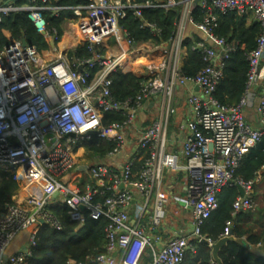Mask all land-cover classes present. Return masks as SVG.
Instances as JSON below:
<instances>
[{"label": "built area", "instance_id": "1", "mask_svg": "<svg viewBox=\"0 0 264 264\" xmlns=\"http://www.w3.org/2000/svg\"><path fill=\"white\" fill-rule=\"evenodd\" d=\"M61 1L0 0V23L12 13H27L49 50L57 53L46 60V50L40 51L36 43L24 45L19 38H12L0 49V176L18 182L13 203L0 214V264L30 263L44 225L41 220L56 227L60 224L48 209L56 198L69 206L74 221L84 222V213L108 219L106 252L89 263L69 259L67 264H143L149 249V264H184L187 251H195L185 235L176 234L156 248L146 233L149 226L159 228L167 216L170 198L163 192L166 170H186L184 207L192 215V235L207 239L209 245L214 242L202 234V227L219 208V193L224 188L241 186L245 195L235 199L232 218L226 221L221 238L231 234L240 212L258 206L252 197L255 179L236 177V171L264 137V0H92L76 7ZM158 8L177 11L174 35L159 46L166 58L146 64V79L139 92L118 100L112 93V75L133 66L134 54L143 49L121 21L132 15L142 30L160 36L159 24L144 16V10ZM197 8L202 13L200 20L194 15ZM45 12H51L55 19L66 13L65 20L77 22L70 29L77 31L78 39L63 49L65 31L60 34L56 27L49 28ZM229 13L250 16L262 28L257 47L246 53L249 72L245 94L237 105L223 104L215 96L224 78L225 60L239 48L213 33L220 15ZM190 25L205 35L192 46L205 63L194 76L183 71ZM121 36L126 42L124 50L116 54L104 51L110 38ZM148 41L152 39L144 42ZM83 46L91 56H69V51ZM187 84L198 87L199 93L193 91L188 98L192 118L188 123L190 136L183 147L187 162L181 166L179 156L167 150V132L176 112L175 93ZM155 98L159 114L141 133L137 150L120 172L100 161L92 165L83 162L85 153L79 151L86 148L81 142L93 137L115 144L107 157H117L131 147L129 131L144 104ZM254 99H258L259 129L246 117ZM106 113L121 114L124 119L106 124ZM92 131L100 132L94 136ZM136 161L143 162L138 172H134ZM81 165H88L91 181L73 184L71 171L82 172L78 171ZM22 232L28 234L26 242L10 251Z\"/></svg>", "mask_w": 264, "mask_h": 264}, {"label": "trees", "instance_id": "2", "mask_svg": "<svg viewBox=\"0 0 264 264\" xmlns=\"http://www.w3.org/2000/svg\"><path fill=\"white\" fill-rule=\"evenodd\" d=\"M91 1L62 0L61 4L76 7L88 5ZM65 14L63 13L60 19H55L51 16V12H45L44 16L49 23V28L56 27L62 34ZM194 15L199 20L202 17V13L199 12L198 8L195 9ZM144 16L148 20L158 23L162 28V33L160 36L150 35V33L140 28L139 20L132 15L121 21V24L131 32L137 44L152 39L156 46L147 47L135 53L133 66L119 70L112 75V93L118 100L133 97L139 92L141 84L146 79L143 74L145 65L151 62L157 63L166 58V54L159 46L161 43L169 41L176 29V9L170 11L159 8L146 9L144 10ZM261 31L260 23L250 16H240L235 13L220 15L219 23L217 27L213 28V33L239 45V48L225 60L224 78L220 81L215 93L216 98L221 103L237 105L244 96L249 72L246 53L257 47V39ZM12 38H26L28 42L36 43L40 51L49 50L43 36L37 33L34 25L28 19L27 13L24 12L12 13L0 23V49L9 43ZM198 39L197 36H187L185 39L187 56L183 71L189 76L198 74L205 66L200 53L192 50V46ZM69 56L89 57L91 53L83 46L69 51ZM103 117L106 124L121 122L124 119L121 114L116 113H106ZM114 147L113 142L98 137H93L85 145L87 152H91L96 161L106 159L108 153ZM80 151L82 152V150ZM142 163V161L135 162L134 172L141 169ZM263 166L264 137L259 145L243 159L236 171V177L246 181L254 180ZM92 182L94 183V181ZM17 190V181L12 177L0 176V214L6 210L8 205L13 203V195ZM239 195L240 192L237 186L226 187L219 193V208L202 227L204 236H207L213 242L221 238L220 235L225 229L226 221L232 218L233 203ZM258 207L259 205L256 208L257 211L263 214L264 206ZM48 209L60 224L58 227L51 224L42 225L38 234L37 246L29 264H67L69 259L89 263L106 252L107 237L105 228L108 224L107 218L94 219L88 213H84V222L74 221L69 214V206L63 202L52 204ZM246 214L252 213L240 212L235 219H241ZM233 231L238 238H241L245 233L248 234V243L229 242L220 252L224 264H264V255H259L252 247L261 242V236L252 234L251 231L241 232L238 227L233 228ZM191 243L195 247V251H187L184 264H217L213 259L209 243L197 238L192 239Z\"/></svg>", "mask_w": 264, "mask_h": 264}, {"label": "crops", "instance_id": "3", "mask_svg": "<svg viewBox=\"0 0 264 264\" xmlns=\"http://www.w3.org/2000/svg\"><path fill=\"white\" fill-rule=\"evenodd\" d=\"M83 25L88 26L87 21H82ZM77 26V22L73 20H65L63 24V32L65 31L66 38L69 39V43L78 39V33L74 29H70L71 26ZM186 36L204 38L205 35L199 31L195 26L190 25L186 31ZM65 40V39H64ZM66 42V40H65ZM67 43V42H66ZM126 48V42L124 37L116 39L112 37L108 40L105 52L116 54ZM46 60H51L56 57L55 52L46 50L44 52ZM199 93V89L191 84L180 86L175 93V107L176 112L172 115L167 132V150L170 153L177 154L179 156V164L184 166L186 164V157L183 154L184 143L190 136L188 129V123L192 118V110L188 104V98L192 92ZM157 107V109H156ZM159 114V100L152 99L147 101L143 108L139 111L138 117L129 131V137L132 141V146L127 148L121 155L117 157H107L104 160H100L101 163L108 165L111 168L120 172V168L130 159L131 155L137 150L138 138L141 133L152 123V121ZM246 117L249 124L253 128H261L260 115L258 112V99L253 100V104L246 110ZM85 152V149H82ZM82 152L79 151V154ZM85 161V160H84ZM96 161V160H95ZM188 176L184 168L179 170H166L163 192L169 196L170 202L167 206V216L163 221V224L159 228L149 226L146 230L156 248L167 244V242L176 234L185 235L188 241L191 243L195 237L192 235V215L188 209H185L184 202L187 194ZM240 192V191H239ZM264 192V168H262L255 178L254 193L252 197L258 201ZM221 193V192H220ZM139 198V197H137ZM61 198H56L52 204L61 202ZM258 207V208H259ZM257 208V207H256ZM248 210L252 214L244 215L241 219H235L234 227H238L241 232L251 231L252 234L260 235L261 242L252 247L259 255H264V213L261 214L257 209ZM243 212V211H242ZM132 219L134 218V207L130 211ZM254 213V214H253ZM239 215V214H238ZM235 234V233H234ZM27 233L21 234L20 238L23 239L20 244H17L15 250H18L24 245L27 240ZM237 237V235L235 234ZM238 238V237H237ZM244 243H248V234H243L240 238ZM149 258V259H148ZM150 260L148 262V260ZM147 261V262H146ZM152 261V253L149 249L143 260V264H149ZM146 262V263H145Z\"/></svg>", "mask_w": 264, "mask_h": 264}, {"label": "rangeland", "instance_id": "4", "mask_svg": "<svg viewBox=\"0 0 264 264\" xmlns=\"http://www.w3.org/2000/svg\"><path fill=\"white\" fill-rule=\"evenodd\" d=\"M65 39H66V42L69 41L68 38L65 37ZM155 46H156V44H155L154 41H148V42L141 41L138 44V47L139 48H143V49L144 48H147V47H155ZM48 51H50V50H48ZM156 109H157V107H156ZM89 141L90 140H84L83 142H81V145L83 144L85 146ZM82 153H85V154H83L85 156V159H84L85 161H83V162H86L87 164H90V165H92L95 162L94 156H93V154L91 152H87V150H86L85 152L82 151ZM71 173H72L71 183H73V184H78L79 181L80 182L81 181H86V182L87 181H90V176L87 173H84V172L75 173V170H72ZM259 203H260V206L261 205L264 206V192L261 195V197L259 198ZM148 215L149 214H147L146 217L144 218V223L145 224H148V221H149ZM21 234H23V232L20 233L15 238V240L12 242V244L10 246V251H14L16 249V247L18 246L17 244H20L19 242H22L23 241V239L20 238Z\"/></svg>", "mask_w": 264, "mask_h": 264}, {"label": "water", "instance_id": "5", "mask_svg": "<svg viewBox=\"0 0 264 264\" xmlns=\"http://www.w3.org/2000/svg\"><path fill=\"white\" fill-rule=\"evenodd\" d=\"M23 42H24V45L28 44V41H27L26 38L23 39ZM51 45H52V47H55V42L52 41ZM82 68H83L82 66H79V69H82ZM99 132L100 131H92V132H90V134L96 136ZM71 136H76V134H71ZM88 170H89L88 165H81V166L78 167V171H82V172L87 173ZM237 187H238V189L240 191V194L242 196H244L245 192H244L243 188L241 186H237ZM121 188H124V186L122 185ZM81 208H82V210H85V206H82ZM41 222L43 224H46L45 220H41ZM202 241L205 242V243H209V241L207 239H203ZM231 241H238L240 243H244V241L242 239L237 238L235 236L234 231L232 230L231 234L229 236L222 237L218 241H216V242H214L213 244L210 245L211 249H212L213 259H214V261L217 264H224V262H223V260H222V258L220 256V252ZM5 259H7V257Z\"/></svg>", "mask_w": 264, "mask_h": 264}, {"label": "bare ground", "instance_id": "6", "mask_svg": "<svg viewBox=\"0 0 264 264\" xmlns=\"http://www.w3.org/2000/svg\"><path fill=\"white\" fill-rule=\"evenodd\" d=\"M66 40V39H65ZM71 43H69V41L66 43L65 41L64 42H62V44H61V46H62V48L64 49V48H66L68 45H70Z\"/></svg>", "mask_w": 264, "mask_h": 264}]
</instances>
